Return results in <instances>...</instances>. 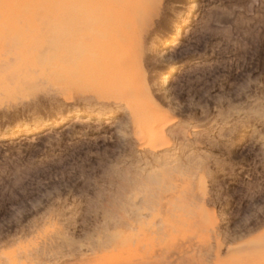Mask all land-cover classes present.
<instances>
[{
  "label": "rangeland",
  "instance_id": "374dc122",
  "mask_svg": "<svg viewBox=\"0 0 264 264\" xmlns=\"http://www.w3.org/2000/svg\"><path fill=\"white\" fill-rule=\"evenodd\" d=\"M100 5L76 19L54 7L20 16L0 13V127L96 103L106 74L136 50L171 124L167 148L158 153L143 148L123 100L107 103L113 118L72 116L23 139L0 141V264H22L29 253L30 264H264L260 0H199L185 36L168 46H159L158 39L173 31L189 0ZM172 64L178 71L164 89L161 80ZM56 66L67 73H54ZM181 161L186 166L179 167ZM198 173L206 181L207 208L218 219L214 228L186 221L189 216L176 205L185 200L184 207L199 209L192 190L181 193L173 186L186 185L188 178L198 191ZM150 174L163 175L159 185H149L156 210L146 211L145 219L160 211L168 222L162 216L146 222L150 239L140 242L143 235L133 228L140 223L137 208L119 183L125 176Z\"/></svg>",
  "mask_w": 264,
  "mask_h": 264
},
{
  "label": "bare ground",
  "instance_id": "6f19581e",
  "mask_svg": "<svg viewBox=\"0 0 264 264\" xmlns=\"http://www.w3.org/2000/svg\"><path fill=\"white\" fill-rule=\"evenodd\" d=\"M85 1L86 0H0V13H6L8 15L20 16L23 12H35L38 9H45L46 11L47 10L51 11L52 8L54 7L57 9L58 12H66L69 15L75 16V19H76V17L78 18L79 14H82L84 11L87 13H94L98 10L97 7L100 4L105 5V3L106 4L111 3L113 0H93L94 3L88 7L85 5L86 4ZM121 1L126 2L127 0H121ZM189 1L191 2L190 8L181 13V15L179 16V18L177 19V21L174 25L173 31L170 34L158 39L159 46H162V45L168 46V45L175 44L177 41H179L181 38H183L185 36L186 29L188 28V26L192 22L193 17L196 16L197 12L199 11L198 10L199 0H189ZM142 2H144V0H142ZM48 13H50V12H48ZM142 13H144V12H142ZM44 14H46V13H44ZM53 15H55V14H53ZM81 19H82V17H81ZM76 21H78V20H76ZM107 23L111 26L112 25L115 26V22L114 23L113 22H107ZM56 24H58V23H56ZM135 37L136 36H135L134 29H133L131 41H132V44H134V45H135V41H136ZM62 43L64 44L65 42H62ZM70 44H72V43H70ZM62 47L64 48V46H62ZM58 48H60V46ZM64 49H66V48H64ZM114 66H115V68L112 69L110 72H108V74H106L107 77L103 79L105 82H104V84H102V87L98 88L95 92L96 97H97L96 103L87 102V103H85L84 107H79L77 105H74V107L72 109L68 110L65 114L63 112H61V110L59 108V111L55 116L49 115L47 117L46 116L43 117L41 115H38L36 117L34 116V118H32V119H23V121L21 123H20V121H18L12 127H7V128H1L0 127V141L2 142L3 140H7V139H13L14 140L18 136H22V139H23V136L28 137V136H31L33 134H37L49 126H59L61 123L67 122V120H69V118L72 116L75 117L76 120H79V121L81 120L82 116H87L88 119H86V120H89L92 117H95L96 119H100V118L110 119V118H113L116 113L113 112V109L110 110V108H108L109 106H107V103H109L111 101H114L115 103H117V102L123 100V102L125 103V110L129 114V119H130L131 125H133V127H134L133 129L136 132V139L142 143L143 148L150 149L151 152H155V153H158L159 151L165 150V148H167L166 146L168 145L167 144L168 142L166 141L167 140L166 139V137H167L166 136V130H167L168 126L171 124L168 122L167 118L163 115L160 106H158V104L156 103V98L154 97L153 92L150 89L149 83L147 81L146 75H145L144 70H143L140 54L136 50H133L130 54H128L126 57H124L121 61L117 62V64H115ZM75 67L77 68V66H75ZM59 71L67 73V70H64V71H63V69L60 70L59 66H56V68H54L53 72L59 74ZM177 71H178V65L172 64L169 67L168 71L163 75V79L161 80V87H163L164 89L169 88L171 85L173 75ZM10 85H13V84H10ZM28 91H30V90H28ZM41 94H42V92H41ZM119 94H121V96H119ZM34 97H35V94H34ZM51 97H53V96L51 95ZM29 100H30V98H29ZM47 100H48V98H47ZM64 100L67 102H70V101H72V96H65ZM31 101H32V99H31ZM49 101H51V100H49ZM55 101L56 100H54V103L57 102V101L56 102ZM16 104H18V103H16ZM26 104H28V103H26ZM26 104H24V105H26ZM61 104L63 105V103H61ZM33 105H35V104H33ZM58 105H60V104H58ZM9 106H10V104H9ZM47 106H49V105H47ZM53 106H54V104H53ZM64 106H65V104H64ZM3 107H4L3 104L0 103V110H2ZM40 107H38V109ZM8 108H9V110L12 109L10 107H8ZM42 108H43V106H42ZM106 108L109 110H107ZM7 110H6V114H7ZM27 110H25V112ZM34 112H38V110L34 109ZM45 112H47V111L45 110ZM25 115H27V114H25ZM183 160H185V159H183ZM165 161H166V159H165ZM177 161L178 160H174L172 162H177ZM172 162H168V165H170ZM183 164L185 165V163L183 161H181L177 165L179 167H183ZM189 165H190V163H189ZM194 165H195V163H194ZM191 168H193V167L191 166ZM194 173H197V172H194ZM162 175L163 174H160L159 176H162ZM197 175H198L197 178L199 181L197 183L198 191H194L193 188L190 186V184L192 183V181L194 182V180H189L188 178L183 179V183H185L186 185L173 183V186L175 188L179 189V192H181V193H183V192L187 193L190 190H192V195H191L192 202L195 203L199 209L194 210V209H189V208L184 207L183 204L187 203V202H185V200L182 199L180 196H179V198L181 199V201L182 200H184V201L181 204L177 203L176 205H177V208H179L180 210L185 212V213H182L181 215L187 214L189 216V217H185L186 221H188V220L192 221L193 220V222H195V221L208 222L207 228H209V227L214 228L216 222H218V219H217L215 213H211L208 210L207 205H206V203H207V201H206V195H207L206 181H205V178L203 175L200 176V173H198ZM159 176H157L155 174L154 175L150 174L148 176H139V177L138 176L136 177V175L134 177L133 176H129V177L125 176L124 181H122V183L121 182L119 183V185H120L119 187H122V189L124 188L122 190V192H123L125 198L127 197L126 200L128 202L132 201L133 206L137 208L136 213H138V217H140V219L135 220V222H140V223L138 225H133V228H137L140 232V235H143V237L139 238L140 242H143V240L148 241L150 239L149 238L150 234L148 233L149 227L146 226V222H155V219L158 216H162L160 211H159V213L157 212L156 215L151 214L153 216L152 220L147 221L145 219L146 217L149 216V213H146V211L156 210V206L154 204L155 201L153 199V197L155 195H153L151 193V189L149 188V185L155 184V183L158 184L159 183V178H158ZM162 191H164V190H162ZM128 194H130V195L128 196ZM124 196L122 195V197H124ZM109 197L110 196H108V198ZM100 198L102 199V196ZM172 198H174V197H172ZM110 202H106V203H110ZM141 209L145 210V213L139 212ZM158 210H160V209H158ZM168 210H170V209H168ZM107 218L108 217L106 215L102 219L107 220ZM162 222H168V219H166L162 216ZM204 228H206V226ZM217 246H218L217 256L219 257L221 255L220 250L222 247V243L219 240L217 241ZM39 254H40V252H39ZM29 256H30V253L27 254V256H25L23 258V261L21 260L22 264H30V262H28ZM237 257L238 256H236L235 258H237ZM18 262H20V261H18ZM18 262H14V264H16Z\"/></svg>",
  "mask_w": 264,
  "mask_h": 264
},
{
  "label": "snow or ice",
  "instance_id": "6c2138e0",
  "mask_svg": "<svg viewBox=\"0 0 264 264\" xmlns=\"http://www.w3.org/2000/svg\"><path fill=\"white\" fill-rule=\"evenodd\" d=\"M262 9H264V0H260V5H259Z\"/></svg>",
  "mask_w": 264,
  "mask_h": 264
}]
</instances>
